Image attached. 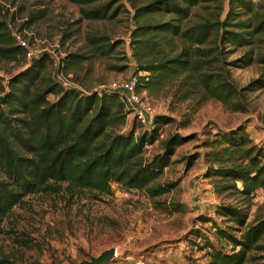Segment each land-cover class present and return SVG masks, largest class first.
Returning a JSON list of instances; mask_svg holds the SVG:
<instances>
[{"label":"trees","instance_id":"16d2710c","mask_svg":"<svg viewBox=\"0 0 264 264\" xmlns=\"http://www.w3.org/2000/svg\"><path fill=\"white\" fill-rule=\"evenodd\" d=\"M250 1L235 0V3L252 13ZM68 2L78 6L80 17L87 21H107L118 14L117 5L111 8L114 0ZM201 2H129L134 22L129 36L136 63L134 73L146 76V81L139 78L137 92L157 96L176 87L180 101L198 96L236 111L238 104L232 102L235 90L213 70L214 59L219 48L229 45L249 47L241 60L244 66L252 61L264 64V53H258L253 60L251 57L252 46L259 48L263 41L264 17L229 24L236 15L230 1L223 21L216 16L199 17L194 22L192 18ZM161 16L169 19H156ZM228 27L238 31L225 30ZM14 37L0 22V58L14 61L25 56ZM88 44L94 53L101 54L113 47L102 37H90ZM79 59L83 58L67 56L57 69L66 75L68 66L78 64ZM52 67L53 61L42 54L8 80L6 92L0 84V93H4L0 96V221L28 195L64 191L73 196L88 191L106 196L111 193V184L126 191H141L149 199L169 191L173 184L160 185L156 181L186 138L172 135L161 142L160 154L144 159L145 146L157 139L156 125L160 116L154 118L149 134L134 136L133 131L123 134L120 130L130 111L118 95H82L65 90L49 75ZM260 84L264 87V81ZM50 96L53 102H49ZM207 147L208 176L218 179L216 191H231L244 205L242 208L219 205L215 210V215L227 225L223 229L212 224L216 242L227 244L229 251H224L225 246L217 248L209 242H205L201 250H205L208 264H264V216L246 224L254 192L261 190L264 194V164L261 162L264 154L250 144L244 132L221 134ZM195 157L187 159V167ZM242 227L246 228L236 235ZM0 264L13 263L0 257Z\"/></svg>","mask_w":264,"mask_h":264},{"label":"rangeland","instance_id":"374dc122","mask_svg":"<svg viewBox=\"0 0 264 264\" xmlns=\"http://www.w3.org/2000/svg\"><path fill=\"white\" fill-rule=\"evenodd\" d=\"M130 1L144 4L151 0H114L111 8L117 5L118 14L107 21L82 19L78 6L68 0H0V22L11 36L22 38L34 51L48 54L53 61V69L48 72L54 81L57 68L67 56L83 58L68 66L66 75L64 71L61 74L68 76L81 92H89L100 85L121 82L136 70L129 44L134 28ZM230 1L236 15L229 24L264 17V0L250 1L252 13L239 8L235 0H202L192 20L217 16L223 21ZM156 19L167 21L169 17ZM225 30L238 31L233 27ZM90 37H102L113 47L107 53H94L88 44ZM262 38L259 48L252 46V60L264 53V35ZM248 48L224 45L218 49L212 67L234 88L232 102L238 104L236 111L198 96L180 101L176 87L157 96L139 93L141 100L153 108V116L161 118L156 125L157 139L145 146L144 159L160 154L161 142L166 138H186L156 181L160 185L173 184L169 191L149 199L141 191H126L111 184V193L106 196L88 191L73 196L64 191L28 195L0 221V257L13 264H77L113 248L121 258L128 257L130 261L208 264L205 250H201L205 242L217 248L225 246L224 251H229L227 244L216 242L212 224L223 229L227 225L215 215V210L219 205L242 208L244 204L231 191H216L218 179L208 176L210 165L205 155L209 142L217 136L238 132L246 133L250 144L264 154V87L260 84L264 81V64L252 61L244 66L241 60ZM29 61L26 56L14 61L0 58V84L4 92L8 80L24 71ZM48 100L54 101L51 96ZM152 127L139 126L130 113L120 131L141 136L149 134ZM191 156H196L195 160L187 167ZM261 162L264 164V159ZM251 204L246 224L264 216L261 190L254 192ZM245 228H238L235 234Z\"/></svg>","mask_w":264,"mask_h":264},{"label":"built area","instance_id":"2783aa9c","mask_svg":"<svg viewBox=\"0 0 264 264\" xmlns=\"http://www.w3.org/2000/svg\"><path fill=\"white\" fill-rule=\"evenodd\" d=\"M15 44L23 49L25 56L28 59L38 58L46 52L34 51L29 45L23 41V39L15 36ZM48 55V54H47ZM143 78L146 81V76L143 73L134 72L131 73L125 80L121 82H111L106 85L98 86L94 91L81 92L76 86L70 81L68 76H63L60 71L56 70L55 81L56 83L65 90H73L81 93L82 95H89L94 93L98 96L102 94H116L118 95L121 102L124 104L126 110H129L135 122L142 127L151 128L154 122V110L153 108L141 100L140 94L137 92V88L140 85L139 78ZM153 128V127H152ZM128 257L121 258L118 251L114 249L113 255L109 263L107 264H149L144 261H130Z\"/></svg>","mask_w":264,"mask_h":264},{"label":"water","instance_id":"95a60500","mask_svg":"<svg viewBox=\"0 0 264 264\" xmlns=\"http://www.w3.org/2000/svg\"><path fill=\"white\" fill-rule=\"evenodd\" d=\"M114 249L110 248L106 251L101 252L96 257H89L88 260H82L77 264H107L112 258Z\"/></svg>","mask_w":264,"mask_h":264}]
</instances>
